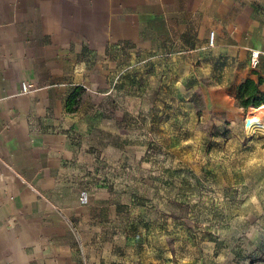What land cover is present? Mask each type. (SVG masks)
Instances as JSON below:
<instances>
[{
	"label": "crops",
	"instance_id": "1",
	"mask_svg": "<svg viewBox=\"0 0 264 264\" xmlns=\"http://www.w3.org/2000/svg\"><path fill=\"white\" fill-rule=\"evenodd\" d=\"M119 44L199 62L221 100L248 78L264 92V0H0V264L107 263L79 115L112 89Z\"/></svg>",
	"mask_w": 264,
	"mask_h": 264
},
{
	"label": "rangeland",
	"instance_id": "2",
	"mask_svg": "<svg viewBox=\"0 0 264 264\" xmlns=\"http://www.w3.org/2000/svg\"><path fill=\"white\" fill-rule=\"evenodd\" d=\"M114 51L112 89L79 115L105 264H264L252 107L221 100L199 62Z\"/></svg>",
	"mask_w": 264,
	"mask_h": 264
},
{
	"label": "trees",
	"instance_id": "3",
	"mask_svg": "<svg viewBox=\"0 0 264 264\" xmlns=\"http://www.w3.org/2000/svg\"><path fill=\"white\" fill-rule=\"evenodd\" d=\"M112 48L113 50L117 49L115 47ZM262 82L263 79L261 77H258V79H245L237 85L235 99L240 108L248 110L252 107L254 112L250 114L252 121L250 130L251 132L258 131L260 135L264 136V92L260 88ZM82 91V87H77L70 94L67 101V108L69 111H74L78 106L81 100Z\"/></svg>",
	"mask_w": 264,
	"mask_h": 264
},
{
	"label": "built area",
	"instance_id": "4",
	"mask_svg": "<svg viewBox=\"0 0 264 264\" xmlns=\"http://www.w3.org/2000/svg\"><path fill=\"white\" fill-rule=\"evenodd\" d=\"M209 45H211V46H214L215 45V32L214 31H212L210 33V35H209ZM123 46L124 45L119 44V45H116L114 47L115 48H121ZM259 54H260V52H258V51L252 53V64L253 65H257L258 58H259ZM31 90H33V86L30 83H27V82H22L21 83V91L23 93H28ZM82 201L84 203L87 202V198H86V194L85 193L82 195Z\"/></svg>",
	"mask_w": 264,
	"mask_h": 264
}]
</instances>
